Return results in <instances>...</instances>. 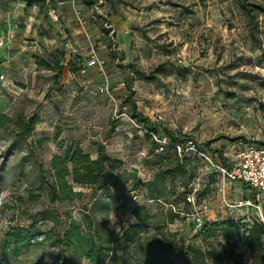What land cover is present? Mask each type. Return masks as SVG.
<instances>
[{"label": "rangeland", "instance_id": "1", "mask_svg": "<svg viewBox=\"0 0 264 264\" xmlns=\"http://www.w3.org/2000/svg\"><path fill=\"white\" fill-rule=\"evenodd\" d=\"M101 1L95 13L81 12L115 100L98 91L105 80L98 68L76 76L69 71L68 61L90 55L73 10L60 11L51 25L21 0H0V36L10 25L21 27V44L11 48L10 63L0 65L6 75L0 114L7 116L0 127V264H69L71 255L72 264H92L85 256L92 245L107 248L100 249L101 264H221L218 257L251 263L247 229L264 218V206L242 204L255 192L224 176L220 158L203 144L216 139L212 146L229 159L240 136L264 142V13L254 39L238 0ZM32 15L42 21L30 28ZM106 22L110 37L102 29ZM35 29L40 51L23 48L32 46ZM56 61L60 72L40 64ZM132 101L162 122L157 130L136 122ZM32 115L40 122L27 134L20 120ZM163 126L186 134L185 147L172 143ZM70 146L93 159L104 147L110 161L97 185H74L77 195L54 199L51 163ZM172 148L198 167L192 179L197 210L208 224L230 220L240 235L220 227L205 239L195 229L182 199L188 178L176 168ZM138 206L149 212L142 223L133 215ZM73 222L80 227L78 250L61 246ZM212 248L217 256H209Z\"/></svg>", "mask_w": 264, "mask_h": 264}, {"label": "trees", "instance_id": "2", "mask_svg": "<svg viewBox=\"0 0 264 264\" xmlns=\"http://www.w3.org/2000/svg\"><path fill=\"white\" fill-rule=\"evenodd\" d=\"M56 0H21V2L25 3L27 7L37 6L43 8L46 5H51V7H55ZM79 1V0H78ZM80 5L84 6V9H89L93 6L96 0H80ZM78 3V4H79ZM238 3L242 10L249 18L250 25V35L256 39L258 36L256 31L259 29L260 21L259 14L264 13V0H238ZM183 11L185 13H192L193 8L189 6H184ZM118 9L116 8L115 13H118ZM109 23V20H107ZM105 23L103 26V31L107 33L108 37L110 32L112 31L108 23ZM57 62V66H51V64L46 62H40L41 65L49 68L61 71V66H59V62ZM65 63V62H64ZM86 64V61L82 60L80 57H74L70 61H68L69 71L73 76L81 75L80 70ZM131 65V64H130ZM57 78H60V74L57 75ZM58 83V82H57ZM126 88L128 89V95L131 96L134 92L131 80L128 79L126 81ZM132 117L138 123L145 124V126L151 130H157L158 125L162 122H153L151 118L145 116L143 113L138 111L137 105L135 101H132ZM7 119L6 114H0V127L4 125V121ZM20 121H25L27 123V130L25 131L27 134L31 133L35 125L40 122V118L37 115H32L26 119L22 118ZM163 132L170 138L172 143H176L182 147H185L186 140L189 137L186 134L177 133L174 130L169 129L168 127L163 126ZM150 135V134H149ZM240 139L247 140L246 137L240 136ZM216 140V139H214ZM214 140L205 141L203 146L209 150L210 152L218 155L220 158V162L223 165H227V156L224 153L222 148L213 147L212 142ZM153 145L155 148L159 147V144L153 140ZM264 143V142H258ZM175 154L176 160V168L179 172L185 176H187L188 181L185 185V192L182 194V199L185 205L187 204L185 200L186 193L190 192L193 189L192 179L196 175L197 166L190 167L189 158L187 154H178L176 148H172ZM180 156V157H179ZM162 158V157H161ZM165 162L171 160L169 157L162 158ZM110 161L109 156H107L104 147H100L98 151V157L93 159L89 153H85L82 148H74L70 146L66 149L65 155H55L53 157L51 163V174L53 175V181H49V185L51 187V194L54 199H66L68 197H72V195H77V192L73 191L74 185H97L103 175L104 166L106 163ZM44 170V169H43ZM42 170V171H43ZM115 183L110 187H115ZM245 186H249L246 182H241ZM107 185V184H106ZM254 195H252L253 197ZM157 198V197H156ZM191 208L190 212L186 214H191L193 212V206L189 205ZM140 207L135 208L133 215L137 218L139 223H142L146 219L149 218V212L147 211L145 214H141L139 212ZM136 226H132L125 234L124 239H127L130 236L131 232L134 230ZM220 227H229L231 229H235L237 234L240 235L241 227L235 226L232 224L230 220H224L222 223L213 222L208 224L205 222L204 226L200 230V233L203 235L205 239H209L215 235V232ZM246 245L250 248L252 252V262L249 264H264V221L261 218H256L252 221V224L247 229V236L245 238ZM80 243V227L79 224L73 222L69 225L65 235L62 237L61 246L64 245L68 248V250L76 249L78 250ZM103 247V246H100ZM98 248L95 245L90 246L88 250L85 252V256L91 261L92 264H101L100 262V254L101 250L104 251L107 248ZM101 249V250H100ZM208 254L210 257L217 256V251L212 248L208 250ZM221 264H233L231 260L228 263H225L227 258L218 257ZM69 264L73 263V255H71ZM192 262V261H190ZM193 263V262H192ZM172 264H179L178 262H174ZM194 264V263H193ZM236 264H245L243 261H238Z\"/></svg>", "mask_w": 264, "mask_h": 264}, {"label": "built area", "instance_id": "3", "mask_svg": "<svg viewBox=\"0 0 264 264\" xmlns=\"http://www.w3.org/2000/svg\"><path fill=\"white\" fill-rule=\"evenodd\" d=\"M71 10L75 15L76 21L79 23L80 26L84 29V36L88 40V49H89V57L86 60V64L81 68L80 74H85L88 69L96 67L102 73H104V82L99 86V92L110 99L115 100L114 95L111 93L109 88V79L105 75V62L102 59L101 55L98 52L96 42L93 40L90 33L86 30L85 24L86 19L83 16L81 9L78 5V0H67ZM64 0L59 2V5L64 4ZM95 3L99 5L102 3L100 0ZM48 15L54 22L60 21V15L58 9L56 7H49ZM111 27V26H108ZM5 43V37L0 36V47L3 46ZM1 57V54H0ZM1 65V60H0ZM6 75L0 71V81H5ZM231 150V156L226 161L227 165H219L220 170L224 174V176L228 177L232 181H239V182H246L250 185V188L253 189V197L251 196L249 199H245L242 201V204L248 206H255L262 210L264 206V143H258L254 140H244L238 139L233 144ZM138 195L135 194L132 199H138ZM185 200L187 204L193 206V212L189 214L190 218L193 221L194 227L196 230H201L204 226L205 222H207L204 216L197 210L196 205V187L186 193ZM262 220L264 221L263 216H261ZM189 264H193L189 262Z\"/></svg>", "mask_w": 264, "mask_h": 264}, {"label": "crops", "instance_id": "4", "mask_svg": "<svg viewBox=\"0 0 264 264\" xmlns=\"http://www.w3.org/2000/svg\"><path fill=\"white\" fill-rule=\"evenodd\" d=\"M60 1L61 0H56V2H54V3H55V7L58 9L59 15L61 16L60 11L62 12V10H64V9H71V7H70V5H69L67 0H64L65 2H64L63 5H59ZM21 4L26 6V4L23 3V2H21ZM49 7H51V5H46L43 8H40V7H37V6H32V7H27L26 10L27 11H33L34 9L35 10L39 9V12H40L39 16L42 15V19L45 18L49 24L53 25L56 22L52 21L51 18L49 17V15H48ZM79 8L82 11H84V6L82 4L79 5ZM87 10H89L91 13H95V11L99 10V6L94 4L89 9L87 8ZM98 13H100V12H98ZM29 17H30L29 18L30 23H28V24H29L30 28L32 26V23H41V21H42L41 19H39V17L38 18L34 17V15L29 16ZM114 17L115 16H113V18H111L110 21L113 22ZM60 18H62V16ZM19 24L18 25L17 24L10 25L9 26L10 29L7 30V33L3 34V36L5 37V43H4L3 46L0 47V54H1L0 60H1V63L4 66L6 65V63H7V65H8V63H10V58H9L10 53L9 52H10L11 48L17 46V43L21 44L20 35H19V34H21V32H20L21 31V27H20ZM34 34L35 35H33V37L31 38L32 40H34V41H32V46L23 47V48H29V50H34V51L38 49L40 51V45L42 44V42L40 40L41 37L38 35L36 29H35ZM3 47H4L3 53H1V48H3ZM14 53L15 52H13L12 54H14ZM16 67H18V66H16ZM35 73H39L38 69L35 70Z\"/></svg>", "mask_w": 264, "mask_h": 264}]
</instances>
